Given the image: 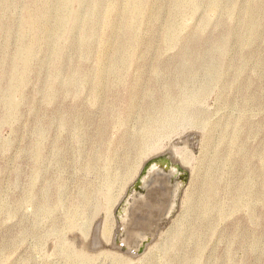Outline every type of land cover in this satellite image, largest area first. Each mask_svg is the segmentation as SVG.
Here are the masks:
<instances>
[{"label": "rangeland", "instance_id": "obj_1", "mask_svg": "<svg viewBox=\"0 0 264 264\" xmlns=\"http://www.w3.org/2000/svg\"><path fill=\"white\" fill-rule=\"evenodd\" d=\"M244 157L259 195L232 210ZM0 264H264V0H0Z\"/></svg>", "mask_w": 264, "mask_h": 264}, {"label": "bare ground", "instance_id": "obj_2", "mask_svg": "<svg viewBox=\"0 0 264 264\" xmlns=\"http://www.w3.org/2000/svg\"><path fill=\"white\" fill-rule=\"evenodd\" d=\"M188 2H190L191 4H192V6L194 7V8H199L200 6H202L205 2H207V1H209V2H213V0H187ZM233 4V2H231L229 5H231L230 7H229V9L232 11V10H234L235 9V7H234V5H232ZM146 11L147 10H144V9H140L139 10V12H137V15L139 16V17H142L143 15H145V13H146ZM181 11L183 12L184 10H183V8L182 7H179L178 9H174V10H172L171 11V17H173V16H175V15H177V14H179V13H181ZM169 22H170V19H169ZM235 32V31H234ZM234 32H232V31H229L228 32V36L229 37H231V36H233V35H235V33ZM135 34H134V32H132L131 33V36H134ZM257 36V34H256V32H254L253 33V35L250 37V39L248 40V41H246V43H251L252 41H254L255 39V37ZM228 38V37H227ZM227 38H222V39H220V40H218L217 41V43L215 44V47H216V49L218 48V50L221 52V53H223L224 54V52H225V49H226V43H227ZM105 46H111V47H116L115 49H116V51H118V50H121V49H123L125 46L124 45H122V44H115L110 38H108L106 41H105ZM224 49V50H223ZM198 60V59H197ZM184 73H187V70L185 69L184 70ZM209 86L210 85H203V86H201L200 87V90L198 91V93H199V96H202L205 92H207L206 90L209 88ZM106 90L107 89H109V86H107L106 88H105ZM170 89L171 88H168V90L167 91H170ZM183 90H185L184 89V87H183ZM187 91H188V89H186ZM195 90V89H194ZM191 92V91H190ZM187 93V92H186ZM193 93V92H192ZM205 95V94H204ZM193 96V95H192ZM198 96V95H197ZM195 97H196V95H195ZM170 98V97H169ZM197 98V97H196ZM199 99V98H198ZM164 102H165V100H164ZM168 102V101H167ZM153 104V103H152ZM168 105V104H167ZM163 107H165V106H163ZM174 107H175V105H174ZM176 109V108H175ZM178 109V108H177ZM157 114V113H156ZM161 115V114H160ZM147 122V121H146ZM160 123H161V121H160ZM159 124V123H158ZM147 125H148V123H147ZM146 125V126H147ZM242 125H243V119H240L239 120V122L235 125V126H237V127H242ZM158 126V125H157ZM152 127V126H151ZM151 127H150V129H151ZM154 128V127H153ZM236 139H237V137H235ZM239 138V137H238ZM140 143V142H139ZM146 142H141L140 144H138L137 143V145H136V153L140 156V155H143L144 153H145V150H146ZM135 146V145H134ZM135 151V150H134ZM175 153V152H174ZM178 159L180 160V162L181 163H183L185 166L188 164L187 163V160H186V158L185 157H183V158H181V157H179L178 156ZM241 164H242V166H243V170H244V176H242L241 177V179H240V181H239V186H240V188H241V190H240V192L239 193H237V195H236V198L233 200V207H232V210H236V209H238V207H242V206H245V207H247L248 209H251L252 207H253V205H254V200L258 197V195H259V193L258 194H256L253 190H252V183H253V181H254V179L255 178H257V177H261V172H258V171H253V172H251L250 170H249V160L247 159V157H244L243 158V160H241ZM189 165V164H188ZM133 167H134V165L132 166V164L130 163L129 164V166H128V170L126 171L127 173H126V175L124 176V178L122 177H118L117 178V176H116V182L117 183H119V187H120V189H119V194H108V196H106L105 198H104V200H105V205H106V208L109 210V209H111L118 201H119V199H120V197H121V195H122V193L125 191V189H126V187H127V182H128V180H132L133 179V177L135 176V171H134V169H133ZM153 168H154V166L151 168V171H153ZM187 168V167H186ZM155 169H157L156 168V166H155ZM110 174V173H109ZM109 174H108V176H109ZM158 174V173H157ZM160 174V173H159ZM165 176V175H164ZM110 177V179H112L111 177L112 176H109ZM115 179V178H114ZM168 179H169V177H168ZM167 179V180H168ZM194 180H195V175L193 176V179H192V185H193V183H194ZM170 181V180H169ZM130 182V181H129ZM207 183V192H208V194H207V197L205 198V200L203 201L204 202V204H203V207L204 208H207L206 206L208 205V202L214 197V194L217 192V187H216V185H215V181H214V178L212 179H208L207 181H206ZM145 183H147L146 182V180H145ZM145 183L144 182H142V184H143V186H145ZM116 185H118V184H116ZM219 185V184H218ZM178 188V185H176L175 186V188H174V190H173V192L175 191L176 192V189ZM190 189H191V186H189L187 189H186V192H185V197H186V200H185V202L184 203H186L187 201H189V199H190V194H189V191H190ZM120 193H121V195H120ZM177 193V192H176ZM124 196V195H123ZM167 196H169V197H171V193L170 192H168L167 193ZM87 199V198H86ZM145 202V201H144ZM143 202V203H144ZM169 204H170V201H169ZM144 206H143V208L145 209L143 212L144 213H149V216H148V214H143V220H142V222H147V223H149V221H153V212L151 211V206L149 205V203H144L143 204ZM168 205V204H167ZM131 205H128V208H127V210L124 212L125 213V215H124V222H123V229L122 230H126L127 231V233H129V237H127V239L126 240H124L122 243H124V244H126L127 245V247L129 248V249H135L138 245H136L139 241H140V239H142V238H145V234H142V233H139L138 231H137V229H132L133 227H131L132 225H129V224H126V222H127V220H128V218H130V207ZM209 206V205H208ZM163 207V206H162ZM172 207V206H171ZM168 208V207H167ZM169 209V208H168ZM125 210V209H124ZM164 209H161L160 210V212H161V214H160V216L164 213V212H166L167 210H164ZM204 211H206V210H204ZM208 212V211H207ZM222 215H225V213H222ZM159 220V219H158ZM130 221H131V218H130ZM136 221V220H135ZM135 221H131V223H134ZM138 221V220H137ZM136 221V222H137ZM135 222V223H136ZM138 223V222H137ZM107 224H109V223H107ZM150 224H151V222H150ZM149 224V226H151ZM111 226V225H110ZM110 226L109 225H106L104 228H103V231L101 232L102 234H101V236L103 235V239L105 238V237H108L109 235H110V231H111V228H110ZM96 244H98L97 242H96ZM149 245V244H148ZM201 249V247L199 248V250ZM149 251H150V249H146L143 253H142V255L141 256H139L140 258H142V257H144V256H146L148 253H149ZM231 254H232V249L231 248H229L228 249V251H227V257L228 258H230L231 257Z\"/></svg>", "mask_w": 264, "mask_h": 264}, {"label": "flooded vegetation", "instance_id": "obj_3", "mask_svg": "<svg viewBox=\"0 0 264 264\" xmlns=\"http://www.w3.org/2000/svg\"><path fill=\"white\" fill-rule=\"evenodd\" d=\"M148 180H149V178L146 177L147 185H148V183H149ZM147 185H145L144 188H146ZM172 193H173V192H172ZM174 197H175V195L171 194V198H170L171 200H170V201H173V200H174ZM133 201H134V200H133ZM144 201H145L144 203H149V205L151 206V211L153 212V210H152V204L150 203V201H146V200H144ZM128 202L130 203L129 199L127 200L126 203H128ZM144 203H143V204H144ZM143 206H144V205H143ZM143 206H142V209H141V210H142V213H144L143 211L145 210V209L143 208ZM124 209H125V208H124ZM161 209H163V208H161ZM161 209H160V210H161ZM160 210H159V211H160ZM124 211H125V210H124ZM159 211H158V212H159ZM166 213H167V211L164 212L162 215H167ZM123 214H124V213H123V211H122V213H120V215H119L120 222H121V227H122V228H123V222H124V219L122 218ZM159 214H161V212H160ZM159 214H158V217L161 219L162 215L159 216ZM167 216H168V215H167ZM159 218H157L155 221H159V220H158ZM126 224H130V225H132V223H131V221H130V218H128ZM131 227H132V226H131ZM132 229H133V228H132ZM123 231H126V230H123ZM126 232H127V231H126ZM145 239H147V235H146V234H145V238H143L141 241H139L136 245H140L141 242H143Z\"/></svg>", "mask_w": 264, "mask_h": 264}, {"label": "water", "instance_id": "obj_4", "mask_svg": "<svg viewBox=\"0 0 264 264\" xmlns=\"http://www.w3.org/2000/svg\"><path fill=\"white\" fill-rule=\"evenodd\" d=\"M148 242H150L149 239L148 240H144L135 249H129L127 246H125L124 243H117V246L121 247L122 249H126L127 252L129 254H131L132 256H138V255H140V254H142L144 252Z\"/></svg>", "mask_w": 264, "mask_h": 264}]
</instances>
